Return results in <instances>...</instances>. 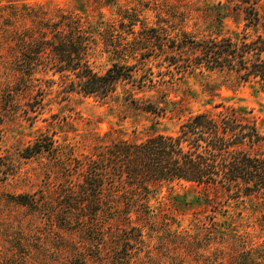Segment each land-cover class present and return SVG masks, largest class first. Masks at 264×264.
I'll list each match as a JSON object with an SVG mask.
<instances>
[{"label":"rangeland","instance_id":"374dc122","mask_svg":"<svg viewBox=\"0 0 264 264\" xmlns=\"http://www.w3.org/2000/svg\"><path fill=\"white\" fill-rule=\"evenodd\" d=\"M105 1L110 4L0 0V33L36 28L26 18H17L26 9L38 18L44 12L50 20L60 13H77L92 25L101 22L102 36L94 33L97 43L89 55L95 72L104 73L114 62L135 65L138 77L155 82L142 89L120 83L105 99L76 93L63 97L59 75L16 72V50L0 37V264H106L110 260L107 249L113 244L99 233L106 232L103 217L95 226L89 212L78 211L76 201L86 173L78 162L87 160L99 145L113 139L139 142L156 134H175L188 117L214 111L218 104L251 111L264 134V89L258 83L243 82L225 71L182 72L168 67L163 55H147L142 70V63H137L141 51L130 52L140 45H124L131 42L130 36L115 45L106 43L110 32L122 34L120 23H127L118 8L138 12L136 30L142 22L146 27L163 26L171 35L184 31L196 40L244 34L264 40V0ZM249 5L259 15L255 26H246L243 19V9ZM191 54L188 50L183 58ZM147 105L154 110H144ZM42 139H52L56 151L26 157L24 150ZM152 189L156 217L137 225L141 230L137 240L130 241L129 229L120 226L123 237L117 245L122 264H264L262 199H236L234 194L183 181ZM18 195L29 196L31 204H18ZM79 218L86 223L78 225Z\"/></svg>","mask_w":264,"mask_h":264},{"label":"trees","instance_id":"16d2710c","mask_svg":"<svg viewBox=\"0 0 264 264\" xmlns=\"http://www.w3.org/2000/svg\"><path fill=\"white\" fill-rule=\"evenodd\" d=\"M104 4L108 6L110 2L104 0ZM243 12L246 26L258 23L259 15L253 6L249 5ZM118 15L122 21H127L120 23L125 37L110 32V41L106 43L115 45L114 42L125 41L130 36L131 42L124 45L140 46L124 49L134 54L141 51L137 63H142V70L147 55H163L168 67L174 66L179 71H225L234 73L243 82H256L264 89V40L260 36L251 39L244 34L234 39L196 40L184 31L171 35L163 26L146 27L142 22L136 30L140 21L135 10L122 12L118 8ZM17 16L37 27L0 33L1 39L16 50L15 71L28 76L42 71L59 75V93L63 97L76 93L105 99L123 82L136 85L138 89L145 88L148 83L155 84L152 78L138 77L135 65L114 62L102 74L94 71L89 55L97 43L95 34L102 36L101 22L92 25L88 17L82 19L77 13H60L50 20L45 19L43 12V17L38 18L30 9ZM188 50L191 56L183 58ZM147 71L145 68V74ZM214 108L219 110L191 115L181 122L175 134H156L139 142L113 139L95 147L87 160L78 162V168H86L85 174L82 171L81 191L76 195L78 211L89 212V219L95 226L103 217L106 232H99L101 239L113 244L107 249L111 258L106 264L124 262L117 245L123 237L120 226H127L128 239L136 241L141 235L137 225L156 217L151 199L152 188L157 185L183 181L234 194L236 199L257 196L264 205V149L260 148L264 144V134L251 111L222 104ZM144 110L154 109L147 105ZM52 145V139H42L27 147L24 154L30 157L42 151H56ZM15 201L23 206L31 204L27 195H18ZM83 202L86 203L83 205ZM81 218L77 220L78 225L86 223Z\"/></svg>","mask_w":264,"mask_h":264}]
</instances>
